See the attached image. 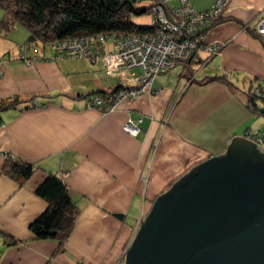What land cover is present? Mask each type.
I'll list each match as a JSON object with an SVG mask.
<instances>
[{"label":"crops","instance_id":"0c3cea01","mask_svg":"<svg viewBox=\"0 0 264 264\" xmlns=\"http://www.w3.org/2000/svg\"><path fill=\"white\" fill-rule=\"evenodd\" d=\"M190 1L204 9L215 0ZM262 15L264 0H231L207 35L221 49L198 63L193 79L176 66L154 79L152 93L124 100L112 112L84 105L88 93L117 83L101 67L52 60L50 52L28 67L17 58L27 32H1L0 100L20 102L0 110V264H117L157 196L234 139L264 138V116L247 111L237 90L252 78L264 81V47L242 28ZM206 56L199 51V60ZM224 73L231 87L207 80ZM129 118L142 119L136 136L123 131ZM8 160L31 164L32 175L6 174ZM47 173L62 176L80 208L59 252L56 241L35 240L29 229L47 206L35 194ZM9 238L15 243H6Z\"/></svg>","mask_w":264,"mask_h":264},{"label":"water","instance_id":"95a60500","mask_svg":"<svg viewBox=\"0 0 264 264\" xmlns=\"http://www.w3.org/2000/svg\"><path fill=\"white\" fill-rule=\"evenodd\" d=\"M122 264H264V152L234 139L156 197Z\"/></svg>","mask_w":264,"mask_h":264},{"label":"trees","instance_id":"16d2710c","mask_svg":"<svg viewBox=\"0 0 264 264\" xmlns=\"http://www.w3.org/2000/svg\"><path fill=\"white\" fill-rule=\"evenodd\" d=\"M140 1L142 0H0V9H2L0 33L8 32L14 27H21L22 30H25L27 37L20 42L17 49L20 54L25 50L29 55L38 56L35 62L46 59L44 54L50 52L51 57L49 59L52 60L85 59L88 63L95 64V62H92L93 60L85 57L68 56L67 54L70 52L68 49L62 52L64 54L61 55L58 49L65 43L75 42V44H78L82 39H87L85 44L89 45L92 52H96V43L100 42V39L104 40L107 49H111L114 36L126 35L130 37L138 35L143 38L152 35L154 29L157 27V25L151 24L150 15L152 14L153 6L150 4L139 6ZM218 1L215 0L204 9H197L190 0L167 1L168 11L174 19H180L179 17L185 16L186 12H191L193 16L201 17V22L198 24L192 22L193 19L191 22L187 21V25L182 28L181 34L178 35L176 40L183 41L185 36V40L191 39L192 41H196L200 47L195 57L199 58V51H204L207 56L205 61H203L204 63L198 58L180 61L185 64V67L191 61L194 63V66L198 63L205 65L208 61L207 59L220 51L221 46L218 43L208 42L207 39L208 32L222 20L224 15L221 16L220 13H218L219 15L216 14L217 16L214 15L218 11ZM144 14L149 16L148 25L139 24L135 21L137 16ZM263 17L264 15L260 16L253 25L246 27V31L253 37L259 38L264 47L263 40L254 33V27H256L257 22ZM243 26L245 28L246 25L244 24ZM194 32L195 34H193ZM98 61L101 63L102 69V62L101 60ZM172 66L174 65H171L157 75H163L176 67L171 68ZM143 73V66H136L128 71L129 75L134 76H140ZM156 77L154 76L152 80L149 92L145 93L153 92V82ZM189 77L193 79L192 74ZM228 77L229 74L224 73L219 76H211L207 80L224 81ZM229 82L226 84L231 87L232 84ZM121 88V84L117 82L110 90H93L87 94V98L97 94L100 96L113 94ZM104 100L108 102L110 98L107 97ZM18 102L20 101L17 97L8 103L0 100V110L15 108ZM31 104L32 106L35 104L34 100ZM246 107L253 109V114L264 116V106L255 99H249ZM263 141L264 138L262 136ZM33 170L34 167L31 164L19 160H8L4 169L6 174L17 179L29 178ZM35 194L44 199L47 206L29 224V229L34 239L38 241H56V252L64 251L65 242L72 232L76 218L80 212L79 206L70 195L62 176L58 174L47 173L37 185ZM7 242L10 244L15 243L10 238Z\"/></svg>","mask_w":264,"mask_h":264},{"label":"built area","instance_id":"2783aa9c","mask_svg":"<svg viewBox=\"0 0 264 264\" xmlns=\"http://www.w3.org/2000/svg\"><path fill=\"white\" fill-rule=\"evenodd\" d=\"M161 1L163 3L162 7L160 8V6H156V7L153 6L152 14H151V24L154 23L157 24V26H159V29H160V20L163 18V14L165 13L168 16L167 14L168 0H161ZM226 1L227 0H219L217 2L218 11L217 13L215 12L216 14H218L220 10L219 3ZM187 13H190L189 16L185 14V16L189 18L188 21L191 22L193 19L192 22H194L195 24L198 21L199 23L201 22L200 21L201 17L196 15L193 16L191 12H187ZM215 13L214 15H216ZM169 16H171V14ZM162 23L165 24L166 22H162ZM166 25L168 30L164 29L163 31H167L168 33L170 32V30H174V31H171V33L166 34L165 36L160 33H152V35L145 36L143 38L139 37L138 35H133L130 37H127L126 35H125L126 37L124 35L114 36L111 49H107L103 39H100L99 40L100 42L96 43L97 46L96 52H92L90 50L89 45L85 44V42H87V39L86 40L82 39L80 42H78V44H75V42L65 43L58 49V52L61 55L64 54L62 52L68 49L70 51L67 54L68 56H77V57L81 56L91 60H101L102 68L103 70H105V74L107 76L114 78L117 77L121 78L120 81L122 82V84L125 83L127 84L129 82L132 83V86L131 84H129L128 86H126L127 88L122 87L120 90L116 91L113 94L110 93L109 95H105V96H100L97 94L84 99L85 107L89 109L100 108L106 112L116 110L118 108V105L122 103L124 100H128V99L135 100L141 95V93L149 92L154 76L166 70V66L164 67L161 66L162 62L163 63L164 61L166 62L164 55H170V53L175 52L177 50V51H181L183 54L182 57L179 55H176L174 57L172 56L175 59L178 60L181 59V61L184 60L186 61L192 57L193 54L187 50L188 47L185 45V43L191 42L192 40L191 39L185 40L186 38L185 36L183 41L176 40L178 35L181 34L182 29L177 27L175 24H174V26L176 27L175 29L168 26L167 23ZM256 30L260 34H263L264 36V17L257 22ZM172 40L175 42L172 43ZM185 52H187V54H185ZM26 53L27 51L24 50V55H21L19 57L25 58L26 62H29L31 60L33 63L32 59H29L28 57L25 56ZM153 60H155L154 61L155 66L153 65L154 66L153 68L156 67V69L154 71L150 70V73L146 74L147 66L148 65L151 66L152 64L151 62ZM122 65H124L125 68H122ZM136 66H143L144 73L140 76L129 75L130 77H132L131 79H129L126 76V73H128L129 70H131ZM115 68H117V70ZM121 69H125V71L127 70L126 73L124 74V72ZM107 97L110 98V100L108 101L109 103L105 102L104 100ZM141 120H142L141 118L127 119L123 125L124 127L123 129L125 133L129 134L130 136H136L139 133V129H140L139 124ZM144 217L145 215L143 213L140 217L139 225Z\"/></svg>","mask_w":264,"mask_h":264},{"label":"rangeland","instance_id":"374dc122","mask_svg":"<svg viewBox=\"0 0 264 264\" xmlns=\"http://www.w3.org/2000/svg\"><path fill=\"white\" fill-rule=\"evenodd\" d=\"M141 3L139 4V6H147V5H152V6H160V8L162 7V5H163V3H162V1L161 0H142V1H140ZM230 2H231V0H227L226 2H222V3H219V5H220V10H219V13H220V15L222 16L224 13H225V11L227 10V8H228V6H229V4H230ZM222 4H224V5H222ZM165 7V6H164ZM195 7V6H194ZM166 8V7H165ZM198 9V8H197ZM217 13V12H216ZM215 13V14H216ZM167 14H168V16L164 13L163 14V18L160 20V29H159V26H157L155 29H154V31H153V33H160V34H163L164 36L166 35V34H169V33H171V31H174V30H170V32L168 33L167 31H163L164 29H167V25H166V23L168 24V26H170V27H172L173 29H175L176 27L174 26V24L177 26V27H179L180 29H182L185 25H187L186 23H187V21H188V17L187 16H189L190 15V13H187L186 12V14H187V16H183V17H180V19H174L172 16H169L170 14H169V11H167ZM161 16V15H160ZM224 16V15H223ZM1 17H2V15H1ZM1 17H0V19H1ZM150 17H151V15H150ZM135 21L136 22H138L139 24H144V25H148V22H149V16L147 15V14H144V15H142V16H137L136 18H135ZM162 22H166L165 24H163ZM254 21H252V23H253ZM174 23V24H173ZM199 23V21L196 23V24H198ZM252 23H247V24H245L246 26H245V28H244V26H242V28H243V30H244V32H247L246 31V27H248V26H250V24H252ZM254 24V23H253ZM154 25L156 26L157 24H155L154 23ZM248 25V26H247ZM168 30V29H167ZM162 31H163V33H162ZM167 32V33H166ZM23 33H25V31H23ZM254 33L258 36V37H260L262 40H263V42H264V36H263V34H260L257 30H256V27H254ZM20 34H21V31H20ZM193 34H195V32L193 33ZM23 35V34H22ZM251 35V34H250ZM252 36V35H251ZM26 37H27V34H26V36H24V38L26 39ZM172 38V37H171ZM255 38V37H254ZM257 39V38H256ZM260 43H261V41H260V39L258 38L257 39ZM175 41H173L172 40V43H174ZM262 44V43H261ZM185 45L188 47V51L190 52V53H192L193 55H192V59H197L198 57L196 56L195 57V55H197V51H198V49H199V47H200V45L198 44V43H196V41L195 42H187V43H185ZM262 46H263V44H262ZM48 49V48H47ZM171 54H173V55H171ZM182 52L181 51H175V52H172V53H170V55H164V58L166 59V62L164 61V63L162 62V67H164V66H166V68L167 67H169L170 65H174V66H172L171 68H173V67H175V66H180V65H182V66H184L183 67V70L185 71V72H187V73H193V72H195L196 70H195V67L198 69L199 68V64L197 65V66H194V63H192V61L190 62V63H188V66H186L185 67V64L184 63H182V62H180L181 61V59H175V58H173L174 56H176V55H179V56H181L182 57ZM21 55H24V52H22L21 54H20V52H19V50H18V54H17V58H18V60H21V61H24L25 62V64L28 66V67H32L36 62H34V61H36V59H38V56H33V55H29V53L27 52L26 54H25V56H28V58L29 59H32L33 60V63H32V61L30 60L29 62H26L25 60V58H20L19 56H21ZM173 56V57H172ZM187 57V56H186ZM64 60V59H63ZM68 62H76V61H78V62H84V64H86V66H88V62L85 60V59H66ZM28 61V60H27ZM154 61L155 60H153L151 63V66H147V71H146V74H149L150 73V70L151 71H154L155 69H156V67L155 68H153L154 66H155V63H154ZM93 63L95 62V64H94V68H98L97 66H99V67H101V63L98 61V60H93L92 61ZM154 63V64H153ZM204 63V62H203ZM202 63V64H203ZM96 65V66H95ZM154 65V66H153ZM187 65V64H186ZM89 68V67H88ZM118 68V67H117ZM117 68H115L116 70H117ZM122 68H125L124 67V65H122ZM114 69V70H115ZM176 69V68H175ZM93 68H91V73L93 72ZM123 72H124V74L126 73V71H125V69H121ZM102 71L105 73V70H103V68H102ZM133 71H136V70H133ZM137 72H139L138 70H137ZM174 72V71H173ZM126 76L129 78V79H131L132 77H130L129 76V74L128 73H126ZM156 76H159V75H156ZM155 76V77H156ZM116 80H117V82L119 83V84H121V86L122 87H124V88H127L126 86H128L129 84H131V86H132V83L131 82H129V83H125V84H122V82L120 81L121 80V78H116ZM129 81H131V80H129ZM224 82H226V83H228L229 81H228V79L227 80H224ZM230 83V82H229ZM239 83H243V80H242V77H240L239 78ZM130 86V87H131ZM244 86V90L243 89H237L236 87V89L237 90H240L242 93H243V96H244V101H245V103H247V101L249 100V99H251V98H253V99H255L257 102H259L261 105H263L264 106V81H262V80H260V79H254V78H252L250 81H249V85L248 86H246V84L245 85H243ZM247 87V88H246ZM243 88V87H242ZM246 89V90H245ZM110 90V89H109ZM86 98H87V95H86ZM85 98V99H86ZM12 99H8V100H4V102H6V103H8V102H10ZM128 100H132V99H128ZM84 105H85V100H84ZM119 105H121V103L119 104ZM118 105V106H119ZM87 108V107H86ZM114 111V110H113ZM247 111H249L250 113H252V111H253V109H248L247 108ZM109 112H112V111H109ZM248 123L249 124H252V123H254V119H253V117H251L249 120H248ZM247 127V126H246ZM245 127V128H246ZM248 127H250V126H248ZM124 128V127H123ZM243 129V128H242ZM123 131H124V129H123ZM125 132V131H124ZM249 140H251L252 142H254V143H256V144H258L261 148H262V135L260 134V133H256L255 134V136H252V138H249ZM260 141V142H259ZM263 152H264V150H263ZM142 215V214H141ZM120 262H118L117 264H122L123 263V261H124V256H122V258L119 260Z\"/></svg>","mask_w":264,"mask_h":264},{"label":"bare ground","instance_id":"6f19581e","mask_svg":"<svg viewBox=\"0 0 264 264\" xmlns=\"http://www.w3.org/2000/svg\"><path fill=\"white\" fill-rule=\"evenodd\" d=\"M183 15V14H182Z\"/></svg>","mask_w":264,"mask_h":264}]
</instances>
